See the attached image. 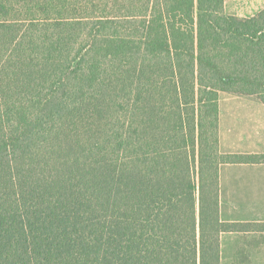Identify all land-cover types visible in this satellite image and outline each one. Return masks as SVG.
<instances>
[{
  "label": "trees",
  "instance_id": "1",
  "mask_svg": "<svg viewBox=\"0 0 264 264\" xmlns=\"http://www.w3.org/2000/svg\"><path fill=\"white\" fill-rule=\"evenodd\" d=\"M222 93L264 103V11L0 0V264H222Z\"/></svg>",
  "mask_w": 264,
  "mask_h": 264
},
{
  "label": "crops",
  "instance_id": "2",
  "mask_svg": "<svg viewBox=\"0 0 264 264\" xmlns=\"http://www.w3.org/2000/svg\"><path fill=\"white\" fill-rule=\"evenodd\" d=\"M262 11L264 0H225V13L228 16L249 19ZM219 112L221 153L264 154V103L259 97L222 93ZM252 167L223 166L221 193L233 187L244 188V192H255L264 187V181L261 180L264 169Z\"/></svg>",
  "mask_w": 264,
  "mask_h": 264
},
{
  "label": "rangeland",
  "instance_id": "3",
  "mask_svg": "<svg viewBox=\"0 0 264 264\" xmlns=\"http://www.w3.org/2000/svg\"><path fill=\"white\" fill-rule=\"evenodd\" d=\"M243 165L264 169V164L225 166ZM261 180L264 181V177ZM243 189L233 187L223 193L220 192L222 221L229 223H264V187L258 188L255 192H244ZM221 252L222 264H264V233L250 231L225 233L221 237Z\"/></svg>",
  "mask_w": 264,
  "mask_h": 264
}]
</instances>
